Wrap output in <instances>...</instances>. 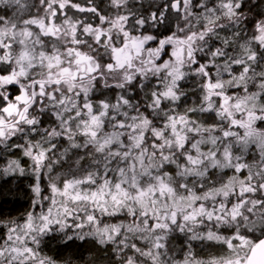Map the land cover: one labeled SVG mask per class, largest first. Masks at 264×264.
Here are the masks:
<instances>
[{
  "label": "snow or ice",
  "instance_id": "1",
  "mask_svg": "<svg viewBox=\"0 0 264 264\" xmlns=\"http://www.w3.org/2000/svg\"><path fill=\"white\" fill-rule=\"evenodd\" d=\"M9 177L0 264H264V0H0Z\"/></svg>",
  "mask_w": 264,
  "mask_h": 264
},
{
  "label": "trees",
  "instance_id": "2",
  "mask_svg": "<svg viewBox=\"0 0 264 264\" xmlns=\"http://www.w3.org/2000/svg\"><path fill=\"white\" fill-rule=\"evenodd\" d=\"M30 183V177H9L7 180L0 178V213L5 217L24 213L31 201ZM45 250L49 255L59 259L61 264L69 259L75 261V264H83L84 261L90 260H95L96 264H109L103 252L88 241L83 244L76 241L70 246L53 241Z\"/></svg>",
  "mask_w": 264,
  "mask_h": 264
}]
</instances>
